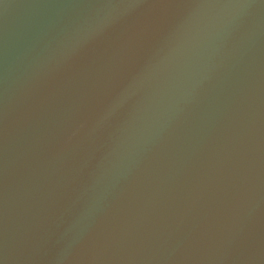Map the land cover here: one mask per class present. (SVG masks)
Masks as SVG:
<instances>
[{"label": "water", "instance_id": "95a60500", "mask_svg": "<svg viewBox=\"0 0 264 264\" xmlns=\"http://www.w3.org/2000/svg\"><path fill=\"white\" fill-rule=\"evenodd\" d=\"M0 264H264V0H0Z\"/></svg>", "mask_w": 264, "mask_h": 264}]
</instances>
